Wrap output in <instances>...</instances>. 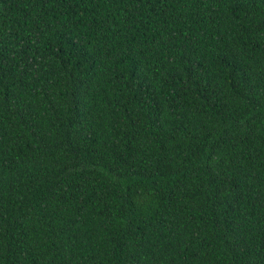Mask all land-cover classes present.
<instances>
[{"label": "trees", "instance_id": "1", "mask_svg": "<svg viewBox=\"0 0 264 264\" xmlns=\"http://www.w3.org/2000/svg\"><path fill=\"white\" fill-rule=\"evenodd\" d=\"M0 264H264V0H0Z\"/></svg>", "mask_w": 264, "mask_h": 264}]
</instances>
